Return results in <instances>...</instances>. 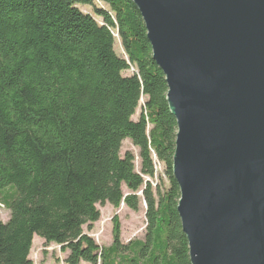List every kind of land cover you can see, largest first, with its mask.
Here are the masks:
<instances>
[{
	"label": "trees",
	"instance_id": "trees-1",
	"mask_svg": "<svg viewBox=\"0 0 264 264\" xmlns=\"http://www.w3.org/2000/svg\"><path fill=\"white\" fill-rule=\"evenodd\" d=\"M167 93L131 0H0V264H34L35 236L65 264H191ZM142 203L143 239L123 243L118 217L109 246L84 233L98 205Z\"/></svg>",
	"mask_w": 264,
	"mask_h": 264
},
{
	"label": "water",
	"instance_id": "water-1",
	"mask_svg": "<svg viewBox=\"0 0 264 264\" xmlns=\"http://www.w3.org/2000/svg\"><path fill=\"white\" fill-rule=\"evenodd\" d=\"M177 123L191 264H264V0H131Z\"/></svg>",
	"mask_w": 264,
	"mask_h": 264
},
{
	"label": "rangeland",
	"instance_id": "rangeland-1",
	"mask_svg": "<svg viewBox=\"0 0 264 264\" xmlns=\"http://www.w3.org/2000/svg\"><path fill=\"white\" fill-rule=\"evenodd\" d=\"M84 11H90L87 8L82 7ZM117 50L119 47L117 44ZM126 75L128 73H125ZM138 109L134 120L138 119L140 114ZM132 152L136 157V168L139 170L140 160L138 158V150L132 146L130 141H125L122 147V155L126 152ZM155 170L157 171L158 178L161 179L165 187H167V179L164 175L163 164L158 163L155 160ZM158 179L152 181L153 185L157 183ZM126 193L127 189L124 188ZM141 196V195H140ZM98 209L101 213L100 221L97 222L93 230L89 231L87 227H84V233L92 237L99 246H109L113 242V229H114V218L118 217L121 225V240L123 243H128L132 240L143 239L145 236L146 229V206L145 204L140 205L138 212L126 207L124 204L119 209H115L113 206L106 204L105 206L98 205ZM10 213L5 210H0V219L6 223L9 220ZM68 253H63L59 246L48 245L43 239L38 236L34 237L33 246L30 253V259L34 264H65V260Z\"/></svg>",
	"mask_w": 264,
	"mask_h": 264
}]
</instances>
